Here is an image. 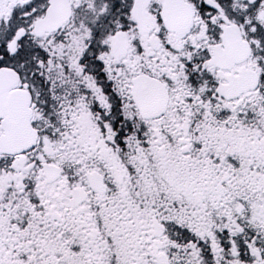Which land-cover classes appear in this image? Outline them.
I'll return each instance as SVG.
<instances>
[{"label":"snow or ice","instance_id":"6c2138e0","mask_svg":"<svg viewBox=\"0 0 264 264\" xmlns=\"http://www.w3.org/2000/svg\"><path fill=\"white\" fill-rule=\"evenodd\" d=\"M0 264H264V0H0Z\"/></svg>","mask_w":264,"mask_h":264}]
</instances>
